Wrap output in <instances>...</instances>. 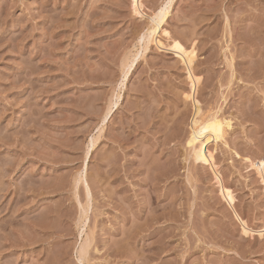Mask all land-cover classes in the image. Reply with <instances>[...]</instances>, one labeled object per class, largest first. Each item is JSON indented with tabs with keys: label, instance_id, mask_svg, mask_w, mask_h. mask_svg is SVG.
Masks as SVG:
<instances>
[{
	"label": "rangeland",
	"instance_id": "obj_1",
	"mask_svg": "<svg viewBox=\"0 0 264 264\" xmlns=\"http://www.w3.org/2000/svg\"><path fill=\"white\" fill-rule=\"evenodd\" d=\"M132 2L0 0V264H264V0ZM164 4L159 45L145 31ZM172 38L196 48L191 68ZM212 113L216 167L187 143Z\"/></svg>",
	"mask_w": 264,
	"mask_h": 264
},
{
	"label": "bare ground",
	"instance_id": "obj_2",
	"mask_svg": "<svg viewBox=\"0 0 264 264\" xmlns=\"http://www.w3.org/2000/svg\"><path fill=\"white\" fill-rule=\"evenodd\" d=\"M166 1H168V0H166ZM172 2H174V1H172ZM132 4H133L132 6H133V9L135 10V12H137L139 14H142V13H140L141 12V8L145 7L144 3H143V0H133ZM170 6H168V4L167 5L164 4V6H162V7L159 6L160 8L157 11H154V15L150 17L152 23L149 26V28L145 31L146 32L145 35H147L149 37V40H147V41L155 40L157 43H159V45H164V42L161 40L162 38L161 39H158V38L156 39V37H158L161 33H163L162 31H164L163 28H162V24L166 20L168 14L170 13L169 12ZM162 9H163V11H162ZM148 15H150V14H147V16ZM168 32L166 30V31H164V34L165 33L168 34ZM147 36H145V37H147ZM168 36H169V34H168ZM140 39L143 40L142 37ZM140 41H139V43H140ZM157 43H156V45H158ZM177 44L180 45L179 48L176 47ZM142 45H140V47ZM148 45L149 44L145 42V45L143 46L145 50L148 48ZM167 47H170V48L174 49L173 50L174 52L175 51L178 52L179 54L178 53H175V54L181 55L182 56L181 59L184 58V60L188 64L185 63L184 60H182V61H184V63L189 65V68H191L190 66H192V64L194 62V59L196 57V50H195L196 48H189L188 49L187 46H185L182 43V41L180 39H178V38H172V42ZM170 48H167V49L171 50ZM139 52L137 51V52L131 54L130 56H128L124 60V62L122 64L123 80H122V82H120L121 83L120 85L124 84L125 79L127 78L129 72L131 71L132 67L134 66V63H135L136 59L138 58V56L140 54ZM188 77L191 79V85H190L191 86V93L188 95V97L189 98H191V97L193 98V96H195V93L197 91V87H198V84H199V81H200V77L195 75V74H193V73H190L188 75ZM119 86H118V88H119ZM123 88H124V86H123ZM121 91L122 90H121V86H120V90H118L114 94L113 98L111 97L112 99L110 100V102L108 104L107 110H106V112L104 114V117L102 118V122H101V125H100L98 131L89 140V143H88V146H87V150H86L87 156H89L91 151L98 146V143H99V141H100V139L102 137L103 131H104L105 121H106L107 117L111 114L112 109L114 108V106L118 105V103L120 101V98H121V95H122ZM196 101L197 100L195 99V101H194L195 103L194 104L199 103V101H197V102ZM196 106H197V104H196ZM216 110H219V109H216ZM200 113L202 114V111H201L200 105H198L197 108H196L195 115L196 114L200 115ZM195 115H194V117H196ZM205 115L201 116L200 119L194 118V120H192L193 121V123H192L193 128L191 129L192 132L190 131L191 135L189 136L190 138L188 137L189 140H187L188 141L187 143L189 144L190 148L194 150V159L195 160H197V161L201 160V161L209 162L210 164L215 166L216 165L215 157H214L213 152L209 149V147H210L209 145H210L211 142H218L220 139H224V136H225V125H224V121H223L222 116H218L217 114H214V113H212V115H210V116H205ZM205 129H207V130H205ZM255 165H256L257 171L262 173V174H264V157L261 158L259 161H256ZM215 167H213V168H215ZM85 171H86V169L82 170L78 174V176L75 178V187L76 188H78L79 184L85 180ZM216 176H219V175H216ZM218 178L219 177H217V180H219ZM220 178H221V175H220ZM219 182H220L219 184L221 186L220 187L221 192H222L221 194H223L222 196L224 198H226V201L232 207L233 204H234V201H235V196H234L233 190L231 189V187L225 185L221 180ZM87 197H88L87 204L85 205V204L81 203V215H80V224L81 225L86 224V219H88L87 217L89 216L88 215V210L90 209V200H91V193H90L89 189H87ZM236 216H237V218H239L240 222H242V224H243V232H245L247 234L250 233V232H254L251 228H249V226L247 225L245 220L241 221V219L238 216V214H236ZM83 227H82V229H83ZM84 230H85V228H84ZM263 231H264V228H263V230H259L258 233L260 235H262ZM90 235L87 234L86 241L84 240L85 238H83V241L85 243H84V245H82V248H80V251H79L81 253L82 258L87 256L86 255L87 254V250L90 248L89 247L90 246V242L92 241L91 240L92 238L90 237Z\"/></svg>",
	"mask_w": 264,
	"mask_h": 264
},
{
	"label": "snow or ice",
	"instance_id": "obj_3",
	"mask_svg": "<svg viewBox=\"0 0 264 264\" xmlns=\"http://www.w3.org/2000/svg\"><path fill=\"white\" fill-rule=\"evenodd\" d=\"M162 11H163V9H162ZM165 35H167V34H165ZM176 47H177V48H179V47H180V45H179V44H177V45H176ZM205 130H207V129H205Z\"/></svg>",
	"mask_w": 264,
	"mask_h": 264
}]
</instances>
